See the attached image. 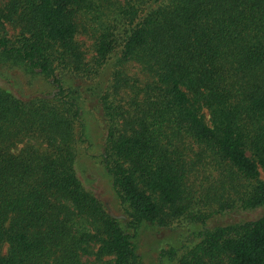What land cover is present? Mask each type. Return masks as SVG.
I'll list each match as a JSON object with an SVG mask.
<instances>
[{
    "label": "trees",
    "instance_id": "obj_1",
    "mask_svg": "<svg viewBox=\"0 0 264 264\" xmlns=\"http://www.w3.org/2000/svg\"><path fill=\"white\" fill-rule=\"evenodd\" d=\"M86 102L120 215L80 170ZM262 173L264 0H0V264H146L142 231L201 219L217 184L261 216L205 228L176 264H264Z\"/></svg>",
    "mask_w": 264,
    "mask_h": 264
},
{
    "label": "rangeland",
    "instance_id": "obj_2",
    "mask_svg": "<svg viewBox=\"0 0 264 264\" xmlns=\"http://www.w3.org/2000/svg\"><path fill=\"white\" fill-rule=\"evenodd\" d=\"M85 44V48L90 50V40L80 37ZM89 54V52H87ZM16 75V81L19 91L22 89L27 97L35 96L40 92L46 94L50 91V87L42 79H33V84H28L29 77L20 74L18 71L11 73V77ZM6 87H9L6 84ZM86 122L89 126V137L92 143L91 155L87 158L82 157L80 170L83 171L88 186L96 196L104 203L110 213L120 215L121 211L118 201L111 187L110 177L106 175L103 167L99 164L98 156L104 152V135L106 133L104 122L101 121L97 104L85 105ZM21 147V146H20ZM261 178L264 180V174ZM215 184L211 178L205 174H201L195 181L193 188L207 193L212 190ZM199 186V187H198ZM198 187V188H196ZM201 188H204L202 190ZM215 192L207 193L209 200H204L205 215L201 217L206 222L202 227L201 219H181L179 222H173L168 228L147 227L141 233L140 252L144 257L146 264H176V259L190 249L194 244L198 243L201 233L205 228L214 229L218 226H226L233 223L249 222L261 216L263 209L258 208L254 211L242 210L241 208H230L231 197L223 191L219 185L215 187ZM201 195V194H200ZM203 197V196H202ZM200 198V197H199ZM228 205V206H227ZM178 249V253L173 256L170 249ZM173 256V258H172Z\"/></svg>",
    "mask_w": 264,
    "mask_h": 264
}]
</instances>
